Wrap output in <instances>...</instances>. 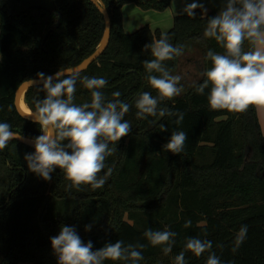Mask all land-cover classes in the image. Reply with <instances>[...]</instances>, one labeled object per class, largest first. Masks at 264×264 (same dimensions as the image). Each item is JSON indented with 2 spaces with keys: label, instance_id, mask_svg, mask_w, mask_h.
<instances>
[{
  "label": "trees",
  "instance_id": "obj_1",
  "mask_svg": "<svg viewBox=\"0 0 264 264\" xmlns=\"http://www.w3.org/2000/svg\"><path fill=\"white\" fill-rule=\"evenodd\" d=\"M45 1L0 0V122L31 138L43 133L38 123L18 111L16 89L40 73L48 76L79 64L96 50L105 30L103 13L93 0ZM102 1L111 19L109 43L86 69L74 74L104 78L107 84L100 91L106 100L130 105L123 120L131 131L116 144L109 143L116 150L105 159L99 174L105 183L100 188L70 187L59 168L50 174L51 180H44L29 170L25 160L34 146L17 139L0 150V264H58L51 238L62 226L74 227L83 243L92 242L93 251L119 240L125 246L144 244L139 249L143 259L136 264H175L181 251L187 264H206L208 251L197 257L185 248L193 237L212 241L210 251L221 264H264V132L257 107L242 113L212 110L207 99L210 88L197 92L205 79L202 73L211 67L207 52L224 53L213 38L204 36L208 19L216 12L200 4L192 15H176L165 33L173 46H183L182 55L163 62L171 75L182 77L177 86L183 91L158 104V109L184 114L176 124L177 116L137 117L140 93L158 97L143 62L154 58L145 45L162 32L144 25L128 33L121 12L129 2L164 10L172 0ZM244 50H250L247 41ZM114 92L120 97H113ZM45 96L39 84L26 91L25 101L35 111L36 102ZM90 102L91 90L77 79L74 103ZM161 125L167 130L162 131ZM174 131L187 134L179 154L164 149ZM188 220L191 225L185 227ZM242 225L248 231L237 246ZM149 228L177 233L170 253L162 251L166 245L148 242L143 233Z\"/></svg>",
  "mask_w": 264,
  "mask_h": 264
},
{
  "label": "clouds",
  "instance_id": "obj_2",
  "mask_svg": "<svg viewBox=\"0 0 264 264\" xmlns=\"http://www.w3.org/2000/svg\"><path fill=\"white\" fill-rule=\"evenodd\" d=\"M196 5H190L191 9ZM192 15V12H188ZM204 36L213 38L224 50L223 54L212 50L207 52L211 67L202 75L203 83L197 87V92L203 94L210 88L208 104L212 110H226L242 113L255 106L264 108V0H226L225 7L207 21ZM245 41L250 50H244ZM145 48H151V60L144 61L148 73L147 80L158 97L149 92L139 94L135 102L138 118L148 116H177L176 124L184 119L182 112H172L165 108L158 109L163 100H170L181 94L182 87H178L182 79L179 75H171L164 61L172 60L183 54V46H173L168 36L162 33L158 40H154ZM160 75H152V73ZM62 73L44 77L43 90L46 96L38 100L35 112H29L34 122L38 123L42 135L34 138V153L26 154L28 168L44 180H51V173L59 168L63 170L65 178L70 181V187L79 188L80 185H91L100 188L105 178L99 174L105 168V159L116 149L109 147V143L118 142L129 134L131 125L123 120L130 105L120 99L106 100L101 89L107 81L104 78L83 77L68 74L61 79ZM77 79H81L83 86L91 90V102L77 105L74 103ZM55 80V82H53ZM113 97H120V92L112 93ZM162 131L165 127L161 125ZM14 138L22 139L19 133L11 130L7 122H0V150L8 146ZM187 134L184 131H174L164 149L179 154L184 150ZM67 141L66 144L62 143ZM68 150H71L70 152ZM191 221L185 222L189 227ZM90 226H86L89 230ZM248 226L242 225L236 237L237 246L247 235ZM152 246L166 245L162 251L165 255L172 251L175 243L173 239L177 233L169 230L153 231L151 228L143 233ZM51 245L58 257V264H104L105 261H128L133 264L143 259L139 249L144 244L124 245L122 240L106 244L93 251L92 242L83 243L74 227L62 226L59 235L51 238ZM212 241L198 238H188L185 248L199 257L208 251L210 254L206 264H221L220 258L210 250ZM236 251V248H233ZM175 264H187L185 252L181 251L175 257Z\"/></svg>",
  "mask_w": 264,
  "mask_h": 264
},
{
  "label": "crops",
  "instance_id": "obj_3",
  "mask_svg": "<svg viewBox=\"0 0 264 264\" xmlns=\"http://www.w3.org/2000/svg\"><path fill=\"white\" fill-rule=\"evenodd\" d=\"M204 4L207 10L215 11L216 14L225 7L226 0H172L170 5L164 10L144 9L134 2L126 3L122 6L123 27L128 33H131L144 25H149L152 30L159 29L166 33L174 23V18L178 14L188 13L195 10L197 6ZM190 5H196L191 9H186ZM259 120L264 131V125L257 107Z\"/></svg>",
  "mask_w": 264,
  "mask_h": 264
},
{
  "label": "water",
  "instance_id": "obj_4",
  "mask_svg": "<svg viewBox=\"0 0 264 264\" xmlns=\"http://www.w3.org/2000/svg\"><path fill=\"white\" fill-rule=\"evenodd\" d=\"M93 1L97 4L100 11L103 13L104 20H105V30H104V34H103V37H102V40H101L99 46L96 48V50L92 54H90L88 57H86L84 60H82L79 64H77L75 66L64 68V69L57 71L55 73H52L48 76H44L45 78H47L49 76L54 77L55 74L58 72L62 73L61 77L68 75V74H74V73L80 72V71L86 69L89 66V64L91 62H93L103 52V50L107 47L109 40H110V35H111L110 15H109V12H108L106 5L103 3L102 0H93ZM51 31H52V29L50 28L46 32L44 39H43V44L46 43L47 38H48ZM39 84H43V81L39 77L30 78V79L23 81L19 85V87L16 89V92H15V105L17 106L18 111L21 113L22 116H24L28 119H31V120H33V118L28 115L30 111L27 112V111L23 110L20 106V101H21L23 96L25 99V93L31 86H35V85H39ZM31 112H35V111L31 110ZM13 132H15V131H13ZM16 133H19V132H16ZM19 134L22 137V139H17V138H14V139H17V140H19L25 144L34 146V144L32 143L34 138L23 135L21 133H19ZM9 199H10V195L8 196V201H9Z\"/></svg>",
  "mask_w": 264,
  "mask_h": 264
},
{
  "label": "bare ground",
  "instance_id": "obj_5",
  "mask_svg": "<svg viewBox=\"0 0 264 264\" xmlns=\"http://www.w3.org/2000/svg\"><path fill=\"white\" fill-rule=\"evenodd\" d=\"M20 106H21V108L23 109V110H25V111H31L32 109H30L29 107H28V105L26 104V101H25V99H24V96L22 97V99H21V101H20Z\"/></svg>",
  "mask_w": 264,
  "mask_h": 264
},
{
  "label": "rangeland",
  "instance_id": "obj_6",
  "mask_svg": "<svg viewBox=\"0 0 264 264\" xmlns=\"http://www.w3.org/2000/svg\"><path fill=\"white\" fill-rule=\"evenodd\" d=\"M34 1H36L38 3H44V4H47L48 3L45 0H43L42 2H40V0H34ZM259 112L261 113V117H262V121H263V125H264V108H259Z\"/></svg>",
  "mask_w": 264,
  "mask_h": 264
}]
</instances>
